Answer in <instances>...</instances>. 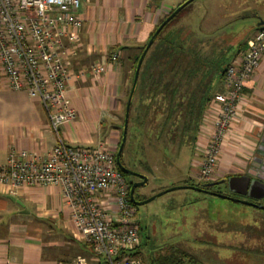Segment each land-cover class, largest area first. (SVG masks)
<instances>
[{"label": "built area", "instance_id": "built-area-1", "mask_svg": "<svg viewBox=\"0 0 264 264\" xmlns=\"http://www.w3.org/2000/svg\"><path fill=\"white\" fill-rule=\"evenodd\" d=\"M79 5L80 0H0V66L6 84L38 99L58 136L45 156L11 150L0 164V185L10 194L22 187H58L70 221L101 258L100 264H142L136 253L140 243L136 207L114 153L105 143L75 146L59 135V129L76 117L67 95L70 80L87 73L98 78L104 70L94 64L75 71L66 59L71 47L80 44ZM263 56L264 27H257L246 48L226 66L223 91L215 93L203 111L194 143L199 181L214 179L231 124L242 107L244 84ZM116 58L117 54L111 56L112 61ZM58 264L86 261L76 256Z\"/></svg>", "mask_w": 264, "mask_h": 264}, {"label": "crops", "instance_id": "crops-1", "mask_svg": "<svg viewBox=\"0 0 264 264\" xmlns=\"http://www.w3.org/2000/svg\"><path fill=\"white\" fill-rule=\"evenodd\" d=\"M169 2L80 0V44L71 47L66 59L75 71L96 63L104 64V71L98 78L87 73L70 80L67 95L77 108V117L59 129L65 143L95 146L116 132L114 124L101 128V119L121 106L133 57L158 21L175 6ZM111 47L122 52L119 69L105 56ZM241 106L223 145L216 179L226 174L262 175L264 56L244 84ZM57 140L42 103L23 90L9 88L0 66V164L11 150L45 156ZM198 160H191L192 174L186 179H193ZM76 256L83 257L86 264H100L101 258L93 254L70 221L58 187H22L10 194L0 185V264H58Z\"/></svg>", "mask_w": 264, "mask_h": 264}, {"label": "rangeland", "instance_id": "rangeland-1", "mask_svg": "<svg viewBox=\"0 0 264 264\" xmlns=\"http://www.w3.org/2000/svg\"><path fill=\"white\" fill-rule=\"evenodd\" d=\"M167 1L176 5L181 0ZM259 20L264 21V0H192L179 12L166 32L178 30L177 34L181 37L190 34L192 30L197 35H215L211 39L212 43L222 47L233 44L234 48L237 41H245L253 34ZM232 46L224 48L226 55L232 51ZM117 51L116 60L110 62L116 63L119 69L122 52L119 49ZM239 52L241 51L238 50L237 54ZM125 54L126 52L123 56ZM105 56L110 58L108 53ZM90 67H82L80 70H88ZM130 74L129 69L121 106L110 109L101 119V124L104 125L101 128L108 129L112 124L118 126L110 138L100 141L106 144L114 156L121 139L124 100ZM218 83L219 81L213 80L211 91H215ZM74 107L77 117V108ZM204 107L191 106L188 125H198ZM132 114L135 118L137 109L134 108ZM147 120L148 128H151L154 123L163 120V115L152 112ZM134 123L135 120L133 122L131 119L129 128ZM133 137H127L122 156L130 169L147 177V182L139 187L142 197L147 198L171 187L185 185L186 177L192 174L189 164L191 160L198 159L194 153L195 140L192 143L189 134L185 136L179 149L173 146L168 148L167 145L161 147L154 139L150 143L145 140L143 144L140 136L138 140ZM149 137L152 136L148 135L147 138ZM226 175L218 177L226 178ZM132 178L126 176L127 182ZM192 180L199 181L197 172ZM216 188L226 194L223 187ZM259 201L264 205V197ZM136 215L142 234V244L140 243V249L137 248V256L142 264H148L146 257L149 249L153 253L164 252L171 246L189 250L206 264H264V211L261 209L186 187H176L136 206ZM145 236L146 239L143 238Z\"/></svg>", "mask_w": 264, "mask_h": 264}, {"label": "trees", "instance_id": "trees-1", "mask_svg": "<svg viewBox=\"0 0 264 264\" xmlns=\"http://www.w3.org/2000/svg\"><path fill=\"white\" fill-rule=\"evenodd\" d=\"M183 1L181 0L172 7L158 21L147 40L138 48V52L134 55L130 67L131 74L125 93L124 106L137 61L146 42L159 23ZM179 12L162 27L143 57L131 99L126 139L128 136H134V139L140 136L143 144L145 140L150 143L154 139L156 144H160L161 147L167 145L168 148L173 146L175 149H179L184 143L185 136L189 134V139L193 143L201 120L196 127L187 124L191 106H205V109L215 93L223 91L222 81L226 66L235 58L238 50L243 51L245 49L247 40L237 41V46H234V48L233 44L225 46L226 49L231 46L233 48L226 55L225 47L211 42L215 35H197L196 31L192 30L190 34L181 37L177 34L178 30L166 32V29L172 25ZM218 36L220 37V35ZM117 49L114 47L108 49L107 53L110 61H112L111 56L113 53L116 54L115 51ZM213 80L219 81L214 92L211 91ZM134 108L137 109L135 118H133L132 114ZM152 112L158 115L161 113L163 120L154 123L151 128H148L147 122L149 119L147 120V118L150 117ZM131 119L133 122L135 120V123L129 128ZM148 135L152 137L147 138ZM124 147L125 144L123 149ZM123 149L120 160L123 158ZM116 167L124 175L117 165ZM228 176L226 175V177ZM202 183L204 182H194L189 178L184 181L185 185L200 186ZM255 202L260 203L259 200ZM134 206L136 207V205ZM139 228L141 230V226ZM140 237H142L141 233ZM143 238L146 239L147 237ZM140 243L139 247H137L139 249L142 244ZM144 243L146 244V241ZM139 249L136 251L137 254H139ZM147 252L146 260L148 264H206L197 259L189 250L182 249L179 246H171L164 252L153 253L152 249Z\"/></svg>", "mask_w": 264, "mask_h": 264}, {"label": "water", "instance_id": "water-1", "mask_svg": "<svg viewBox=\"0 0 264 264\" xmlns=\"http://www.w3.org/2000/svg\"><path fill=\"white\" fill-rule=\"evenodd\" d=\"M191 1L192 0H184L181 4H179L172 12H170L159 23V25L156 27V29L154 30V32L152 33V35L150 36V38L146 42V44L142 50V53L139 56V59L137 61V64H136V67L134 70V75H133L131 87L129 90V94H128L126 104H125L124 121H123V126H122L121 140H120L118 149H117L116 154H115L116 165L123 172L129 173V174H132V175H135V176L141 178L140 181L133 182L131 184L130 191H129L130 201L136 206L145 204V203L149 202L150 200H152L153 198H155L156 196H158V195H160V194H162V193H164L170 189H174L176 187H186V188L201 191V192L213 195V196L228 199V200H231L233 202L242 203V204H245V205H248L251 207H255V208H259L261 210H264V205L255 202V201L261 200L264 197V169H263L262 175L260 177H257V178H250V176H248V175H231V176H228L226 179H220V180H216L213 182H204L200 186L181 185V186L171 187V188L166 189L162 192H159L153 196L147 197V198L142 199V200H137L136 199L137 194L134 193V189H135V187H141L143 184H145L147 182V177L145 175L139 173V172L132 171V170L125 168L120 162V155H121L123 146H124L125 141H126L127 124H128V116H129L131 99H132V95H133V92H134V89L136 86L138 73H139V69H140L143 57H144L146 51L148 50V48L150 47L151 43L153 42L154 38L156 37V35L162 29V27L170 19H172L185 5H187ZM256 25H257V27L264 26V21L259 20ZM223 181L226 182L227 190L229 192L236 194V195H240V196H246L248 199L240 198V197H236V196H231V195H226L223 193L213 192V191H209V190L205 189V187L212 186L214 184H218V183H221ZM11 198H13V197L11 196Z\"/></svg>", "mask_w": 264, "mask_h": 264}, {"label": "flooded vegetation", "instance_id": "flooded-vegetation-1", "mask_svg": "<svg viewBox=\"0 0 264 264\" xmlns=\"http://www.w3.org/2000/svg\"><path fill=\"white\" fill-rule=\"evenodd\" d=\"M120 162H121V164H122L125 168H127V169H129V170H132V169H130V167H128V166L126 165V162L123 160V158H122V160H120ZM132 171H133V170H132ZM123 173H124L123 176H124L125 179H126V176H132V177H133L132 180H131L130 182H128V183H129V191H130V186H131V184H132L133 182L140 181L141 178H139V177H137V176H135V175L129 174V173H125V172H123ZM246 175L250 176V178H257V177H260V176H261V175H256V176H254V175H250V174H246ZM226 178H227V177H226ZM226 178H220V179H226ZM220 179H214V180H212V181H207V182H213V181L220 180ZM126 181H127V180H126ZM218 186L223 187V188L226 190L225 193L228 194V195L248 199L246 196H240V195H236V194H233V193L229 192V191L227 190V185H226V182H225V181H223V182H221V183H218V184H214V185H212V186L205 187V189H207V190H209V191H213V192L224 193V191H220V189L216 188V187H218ZM134 193L137 194V196H136V199H137V200L145 199L144 197L141 196L140 191H139V187H135V189H134Z\"/></svg>", "mask_w": 264, "mask_h": 264}, {"label": "bare ground", "instance_id": "bare-ground-1", "mask_svg": "<svg viewBox=\"0 0 264 264\" xmlns=\"http://www.w3.org/2000/svg\"><path fill=\"white\" fill-rule=\"evenodd\" d=\"M256 175H257V173H256Z\"/></svg>", "mask_w": 264, "mask_h": 264}]
</instances>
